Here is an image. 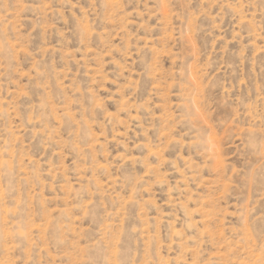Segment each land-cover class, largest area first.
Listing matches in <instances>:
<instances>
[{
    "label": "rangeland",
    "instance_id": "rangeland-1",
    "mask_svg": "<svg viewBox=\"0 0 264 264\" xmlns=\"http://www.w3.org/2000/svg\"><path fill=\"white\" fill-rule=\"evenodd\" d=\"M0 264H264V0H0Z\"/></svg>",
    "mask_w": 264,
    "mask_h": 264
}]
</instances>
